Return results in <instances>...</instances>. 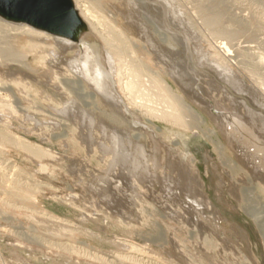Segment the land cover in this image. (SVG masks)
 Wrapping results in <instances>:
<instances>
[{"label": "rangeland", "instance_id": "374dc122", "mask_svg": "<svg viewBox=\"0 0 264 264\" xmlns=\"http://www.w3.org/2000/svg\"><path fill=\"white\" fill-rule=\"evenodd\" d=\"M81 1L94 30L88 32L105 59L103 39L109 49L124 50L113 52L120 60L140 67L146 89L141 87L137 100L152 95L150 105L171 110L169 101L159 103L158 89L148 82L151 70H158L169 92L183 96L215 129L227 159L239 167L228 174L214 146L197 130L184 133L155 121L158 131L121 109L115 116L112 103L81 72L85 48L81 54L76 47L66 49L60 63L48 64L58 50L55 44L1 30L0 264H264V225L258 228L240 209L238 197L229 194L234 187L236 193L242 189L246 209L264 217V175L246 157L240 160L237 145L230 146L217 124L223 122L240 141L255 146L238 123L251 122L248 110L264 113V107L251 92H239L231 74L224 76L214 66V60L226 63L248 85L264 91V0ZM229 30L237 33L235 38L226 37ZM153 32L160 34L163 47L153 41ZM116 126L130 130L126 153L136 149V140L150 149L152 136L159 138L160 166L154 169L149 161L142 179L134 175L136 163L128 157L110 169ZM193 139L194 144L185 145ZM177 140L182 149L173 145ZM183 155L186 163L193 161L206 203L213 204L211 215L203 218L215 225L203 231L172 213L183 207L187 191L166 201V179L177 194L180 175L164 166ZM249 179L256 185L245 191Z\"/></svg>", "mask_w": 264, "mask_h": 264}, {"label": "bare ground", "instance_id": "6f19581e", "mask_svg": "<svg viewBox=\"0 0 264 264\" xmlns=\"http://www.w3.org/2000/svg\"><path fill=\"white\" fill-rule=\"evenodd\" d=\"M73 1H74V4H75L77 11L79 12L81 18L84 20L86 27H87L86 33L82 36V38H80V40L78 42H74V41H71V40L66 39V38L58 37V36L49 34L47 32L34 29L27 24L8 22V21L3 20L2 18H0V26H1L0 31L1 30L6 31L5 29H7V30L11 29V30H14V31H17L20 33H24L26 35H31V36L38 38L44 42H51V43L55 44L58 50L55 49L52 51L51 55L47 59V62H50L48 64L53 63V64L57 65L58 63H60V57L62 55L61 53L67 51L70 48L76 47L78 49L79 54H81L80 50L85 48L86 51H85V54L83 57V62H82L83 69H81V72H82L83 76H86V77L88 76L89 79L92 81L94 87H96L98 89V91L101 94L105 95V97L108 98V100L112 103V106H113L112 108L114 109L113 114L115 116H116V112H115L116 109H118V110L121 109V112L124 114L131 112L134 116H136L140 119H141V117H143V120L147 125H149L151 127L152 126L155 127L158 131H160L161 129H158L155 126V124H154L155 121L164 122L166 124H169L173 130L178 129L179 131L184 132V133L188 132V131L190 132V131L197 130L205 140L209 141L214 146L215 151L219 154V159H220V162L222 164V167L226 170V172L228 174H231V172L234 171V168L237 169L239 167V164H237V162H235V161L230 160L229 158L227 159V156L225 154L226 146L223 144V142L216 139V137L218 136L217 135L218 133L215 131V129L213 130L210 127L208 128V126H207L208 123L206 122L205 118L203 116H201V114L196 111L197 109L195 110L188 102H186V100L184 99L183 96L175 94L173 92H171V93L169 92V89H167V86L164 84V81H162L163 79L161 80L163 74L160 73L158 70H156V71L151 70V72L154 76L150 77V80L148 82H150V84H152L154 88L158 89L157 93L155 92L156 93L155 97L158 99L159 103L161 101H163L165 103H167V101H169L168 104L170 105L171 110L170 111H167L166 109L162 110L158 107H154V106L150 105L149 102L150 103L152 102V99L150 98V96H152V95H147L149 97L144 98L145 102H140L141 100L140 101L137 100L138 99L137 92L141 91L140 90L141 87H143V88L146 87V84L141 81L140 67L136 66L134 64L127 63L125 60H123V61L120 60L118 58V55L116 56L113 52L114 51L123 52L124 50L119 48V47H114V49H109V47H107V44L109 43L107 39L102 40V42L104 43V50L107 52V55L109 56V57L107 56L105 59L104 54L100 50V47H98L97 43L92 39L90 33L88 32V30L89 31L91 30L92 32H94V30H93V27L89 23V18L87 17V10H86L85 6L82 5L81 0H73ZM191 29H192V27H191ZM119 33H121V35H124V33L122 31H120ZM153 33H154L153 34V41L157 42L159 45H161V47H163L164 43L163 44L161 43V42H163V39L160 36V34L157 32H153ZM228 35L233 39L236 37L237 33L229 30L226 37H228ZM3 38H4V36H3ZM79 42L81 44H79ZM6 52L8 54H11V50L9 48L6 49ZM159 55H161V58L164 59V56H162V53H159ZM40 57L43 59L44 55H43V57L42 56H40ZM161 61H162V59H161ZM214 66H216V69L218 71L221 70V72L224 76H226L225 75L226 72H228V74H231V76H232L231 80L234 81L236 79L235 82L237 83V87H235V88H237V90H239V92H246V93L251 92L252 94H254L255 102L258 105H261L264 107V97H263L264 91L261 87L257 86L255 83L253 85H248L243 78H241L234 71H232L230 68H228L226 63H220V62H218V60H214ZM162 72L164 73V70H162ZM227 77H228V75H227ZM160 80H161L162 84L160 83ZM157 82L160 85H158ZM182 82H184V81H182ZM182 84L187 85L186 83H182ZM184 85H183V87H184ZM144 89H146V88H144ZM150 90L152 91V89H150ZM162 91H164V92H162ZM165 93H167L168 96ZM185 93H187V92H185ZM187 94H186V96H187ZM188 97H189V95H188ZM190 97L191 98H189V99H191L195 103H197L196 98H194L192 95H190ZM125 102L130 104V106H131L130 109H128V106L126 107V104H124ZM197 104L200 105L202 103H200V104L197 103ZM200 107H202V106H200ZM203 109L205 110V108H203ZM248 112L250 113V115L253 118V119L251 118L252 121L248 123V121L243 120V121H240V123H238V125H239V127H242V130H244L245 132L250 134V136H252V138L256 140L257 143H254V141L251 140L254 145L256 144L255 146H253L252 144H249L247 142L240 141L239 138L237 137V135L234 132L230 131V129L227 127V125L226 124L224 125L223 122L217 121V124H218L220 131L228 134L227 139H228V143L230 144V146H234V144L237 145L236 147H237L238 151L241 152V155H238L240 157V160L243 161L242 158L246 157V161H248L252 164V166L256 170V173L258 175L259 174L264 175V113H256L253 110H248ZM107 118L111 120V118L109 116H107ZM111 122H112V120H111ZM101 124L107 125V123H105V121H102ZM116 127H117V129L115 127L112 128L113 129L112 135H111L112 139L110 138L112 140V143H113V148L111 147L112 149H110V150L114 155V157H113L114 160H113L112 164L109 162L110 166H111L110 169L111 168L114 169L115 166L121 167V165H120L121 158L124 159V158L128 157L127 158L128 161H129V158H131L132 162L136 163V166L134 167V172H135L134 175L135 176L137 175L138 178L142 179V177H144L148 174L151 166L154 169H157L158 166H160L159 158H158V153L161 152L160 151V145L158 142L159 138H157L155 135L152 136L151 141H152L153 147H151L150 149H148L146 145H142L141 143L137 142V140H136V143L133 146V147H136V149L131 150V152L130 153L128 152L129 153L128 154L125 152L127 149L125 144H128V146L130 145V142H131V141L129 142L130 130H126L125 127H120V126H116ZM104 131H106V130H104ZM108 131H110V130L108 129ZM168 132L172 133L173 131L168 130ZM90 135H91V133H90ZM165 135H166V132H165ZM111 140H110V143H111ZM124 140L126 142H124ZM194 142H196L195 139L190 140L189 143L186 142L185 145L186 146L191 145V143L194 144ZM182 144L183 143L180 140L173 142V145L176 148L180 147ZM24 148H26L29 151H32L31 149H28L26 146H24ZM103 149H105V146ZM167 149H168V147H167ZM178 149H182V148H178ZM100 150L102 151V149H100ZM106 150L109 151L108 148ZM150 150H151V152L149 153ZM101 151H100V153L103 152V151L102 152ZM127 151H129V150L127 149ZM32 152L37 156H40L43 154L42 151H37V150L32 151ZM104 152H105V150H104ZM171 152H172V150H171ZM179 152H180V150H179ZM167 154L168 153H166V155ZM169 155H171V154H169ZM169 155H168V157H170ZM185 155H187V154H185ZM171 157H172V155H171ZM175 159H177V157L174 158V160ZM178 160H177L178 162H174L172 158H169V160H167L168 164H166L164 166L165 168H168L169 170H171L172 171L171 173H173V170H175V171L177 170L179 175H180L179 180H178V182L180 183L179 184L180 187H178L176 189L177 194H173L174 189H172V186L170 184L171 182H170V180L166 179V187H165L166 188V201L170 202L175 197L180 198L179 192L182 190L187 191L186 201L183 202V207L180 209L181 211L180 210H176V211L173 210L172 213L174 215H177L181 220L186 219L192 225H194V226L196 225L197 227H200V229H202V231H203L204 228H207V225L208 226L209 225H215L214 224L215 221H214V223H212L210 218H206V219L203 218V215L206 217H209L211 215L210 209L214 210L213 204L210 203L208 205L205 201L206 199L203 196L204 194L201 191V186H200L201 184H200V181L198 179L199 176H198V178H196L197 175L195 174V172H193V169H192L193 161L191 160L190 163L192 165L189 168H187L188 163L185 162V156L184 155H183V158L178 159ZM149 161H152V165L150 167L148 164ZM126 163L128 165L129 162H126ZM135 163H134V165H135ZM190 163L188 165H190ZM129 165H131V164H129ZM107 171H109V170H107ZM110 171H112V170H110ZM112 172H110V173H112ZM171 173H170V175H172ZM108 175H109V173H108ZM108 175H107L106 179H108ZM176 177H177V174H176ZM114 178H115V176H114ZM117 178H120V177L118 176ZM109 179H110V181L113 180V178L112 179L109 178ZM247 182L250 184V187H248L247 189L245 188V191L246 190H252L255 188L256 181L254 179H249ZM237 185L238 184H236L235 186L237 187ZM119 188H120V186H119ZM119 188L117 186V187H115L114 190L116 192H120V191H117ZM234 188L233 189L230 188L231 190H229V194L231 196L236 195L238 198L241 197L239 200H238V198L234 197L237 200V202L239 203V205L241 207L240 209H242L244 211V213H246V215L254 222V224L258 228H260V224L264 225V217H261L258 214L252 215L246 209V207L244 205V199L242 197V193L244 191L241 189V190H238L236 193V191H235L236 188L235 189ZM123 189H125V187ZM117 196L119 197V195H117ZM238 208H239V206H238ZM210 227H209V229H210ZM258 234H259V232H258Z\"/></svg>", "mask_w": 264, "mask_h": 264}, {"label": "water", "instance_id": "95a60500", "mask_svg": "<svg viewBox=\"0 0 264 264\" xmlns=\"http://www.w3.org/2000/svg\"><path fill=\"white\" fill-rule=\"evenodd\" d=\"M0 18L74 42L87 31L73 0H0Z\"/></svg>", "mask_w": 264, "mask_h": 264}]
</instances>
